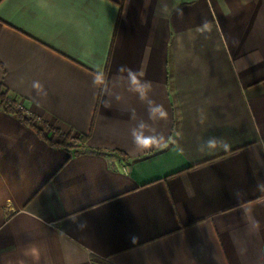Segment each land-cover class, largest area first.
Instances as JSON below:
<instances>
[{
    "label": "crops",
    "instance_id": "1",
    "mask_svg": "<svg viewBox=\"0 0 264 264\" xmlns=\"http://www.w3.org/2000/svg\"><path fill=\"white\" fill-rule=\"evenodd\" d=\"M0 87V264H264V0H0Z\"/></svg>",
    "mask_w": 264,
    "mask_h": 264
},
{
    "label": "trees",
    "instance_id": "2",
    "mask_svg": "<svg viewBox=\"0 0 264 264\" xmlns=\"http://www.w3.org/2000/svg\"><path fill=\"white\" fill-rule=\"evenodd\" d=\"M0 111H4V112H8V113H13L20 121H22L23 123L27 124L28 126L32 127L40 136L47 138L46 135V130L49 129V127L47 125H45V123H41V125H37L35 124V118L26 115V112H24L23 108L20 107V105L18 104L17 100L13 99L10 97L9 92L6 88L0 87ZM56 132V130H55ZM73 139V137H70V135H63L61 136V145H65L66 146V142L69 139ZM74 141L72 143L77 144H82L83 141L86 140L85 136H80L77 137L75 139H73ZM79 140V141H78ZM78 141V143H77ZM92 259L100 264H111L107 261H104L100 258L94 257L92 256Z\"/></svg>",
    "mask_w": 264,
    "mask_h": 264
}]
</instances>
